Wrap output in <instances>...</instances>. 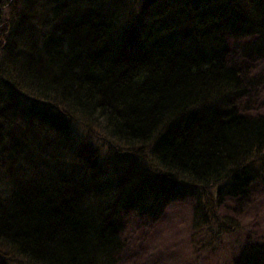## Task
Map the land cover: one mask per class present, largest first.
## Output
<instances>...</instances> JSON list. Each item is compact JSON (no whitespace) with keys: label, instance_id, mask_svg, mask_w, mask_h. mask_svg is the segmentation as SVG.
<instances>
[{"label":"trees","instance_id":"obj_1","mask_svg":"<svg viewBox=\"0 0 264 264\" xmlns=\"http://www.w3.org/2000/svg\"><path fill=\"white\" fill-rule=\"evenodd\" d=\"M255 58L264 0H0V264H118L126 218L179 197L198 249L239 229L222 209L264 179Z\"/></svg>","mask_w":264,"mask_h":264},{"label":"rangeland","instance_id":"obj_2","mask_svg":"<svg viewBox=\"0 0 264 264\" xmlns=\"http://www.w3.org/2000/svg\"><path fill=\"white\" fill-rule=\"evenodd\" d=\"M230 45L232 39H228ZM239 48V49H238ZM236 47L237 61L246 58ZM249 63L248 79L257 80L243 106L247 113L264 111V58ZM249 89V90H250ZM223 214L240 221V228L222 235L209 249L201 250L193 244L192 235L195 200L191 196L170 200L158 219L126 218L124 240L126 249L118 264H233L241 244L251 238L264 244V179L254 183L248 195L239 200L230 199Z\"/></svg>","mask_w":264,"mask_h":264}]
</instances>
